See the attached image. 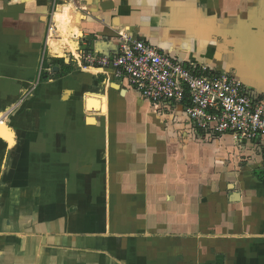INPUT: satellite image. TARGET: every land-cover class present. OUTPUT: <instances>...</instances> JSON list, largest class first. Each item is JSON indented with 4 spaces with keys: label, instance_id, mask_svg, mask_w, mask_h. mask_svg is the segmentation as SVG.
<instances>
[{
    "label": "crops",
    "instance_id": "0c3cea01",
    "mask_svg": "<svg viewBox=\"0 0 264 264\" xmlns=\"http://www.w3.org/2000/svg\"><path fill=\"white\" fill-rule=\"evenodd\" d=\"M121 31L264 99V0H0V264H264V138L79 60Z\"/></svg>",
    "mask_w": 264,
    "mask_h": 264
},
{
    "label": "built area",
    "instance_id": "2783aa9c",
    "mask_svg": "<svg viewBox=\"0 0 264 264\" xmlns=\"http://www.w3.org/2000/svg\"><path fill=\"white\" fill-rule=\"evenodd\" d=\"M79 60L111 70L159 110L181 107L193 128L208 138L230 134L241 143L264 138V99L230 72L188 64L125 31L114 55L86 53Z\"/></svg>",
    "mask_w": 264,
    "mask_h": 264
},
{
    "label": "trees",
    "instance_id": "16d2710c",
    "mask_svg": "<svg viewBox=\"0 0 264 264\" xmlns=\"http://www.w3.org/2000/svg\"><path fill=\"white\" fill-rule=\"evenodd\" d=\"M60 63H61V65H62L63 67L65 66L64 61H60ZM65 69H67L68 71L70 70L69 67H67V66H65ZM68 71H67V73H68ZM43 77L46 79L47 75L44 74Z\"/></svg>",
    "mask_w": 264,
    "mask_h": 264
},
{
    "label": "water",
    "instance_id": "95a60500",
    "mask_svg": "<svg viewBox=\"0 0 264 264\" xmlns=\"http://www.w3.org/2000/svg\"><path fill=\"white\" fill-rule=\"evenodd\" d=\"M3 124V122L0 121V125Z\"/></svg>",
    "mask_w": 264,
    "mask_h": 264
},
{
    "label": "bare ground",
    "instance_id": "6f19581e",
    "mask_svg": "<svg viewBox=\"0 0 264 264\" xmlns=\"http://www.w3.org/2000/svg\"><path fill=\"white\" fill-rule=\"evenodd\" d=\"M72 3H73V1H72Z\"/></svg>",
    "mask_w": 264,
    "mask_h": 264
}]
</instances>
